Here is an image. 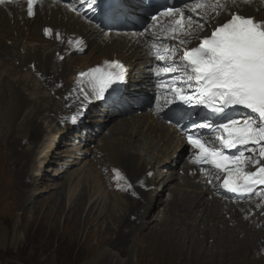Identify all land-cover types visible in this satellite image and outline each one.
Wrapping results in <instances>:
<instances>
[{
  "label": "bare ground",
  "instance_id": "6f19581e",
  "mask_svg": "<svg viewBox=\"0 0 264 264\" xmlns=\"http://www.w3.org/2000/svg\"><path fill=\"white\" fill-rule=\"evenodd\" d=\"M76 6H80L79 0ZM72 9L57 0H44L36 8L35 19L30 20L21 7H0V123L9 148L4 156L11 155L17 159L21 189L28 184V169H36L34 157L41 155L39 165L42 167L48 157L60 148L61 132L74 126L73 121L78 115L85 116L90 110H95L80 91L79 85L84 78L80 73L89 71L104 59L117 56L131 67V80L127 97L119 104L103 109L106 115L114 114L105 118L108 123L117 118L121 120L111 126L108 124L96 136L97 143L101 144L102 140L108 142L101 144L97 153L99 145L95 147L92 165L96 170L97 167L107 170L111 185L105 186V189H111L109 194L114 189V196L124 198L126 205H119L116 208L118 213H114L108 210L109 199L101 203L103 208H107L105 213L113 212L110 217L113 225L103 232L105 238L99 240H106L97 244L95 256L86 264H93L99 259L105 264H138V256L133 253L129 239L138 235L137 230L148 227L155 220L148 221V213L159 203L163 204L160 217L163 223L158 235H154L155 248L162 242H170L167 236H180L185 244L189 242L200 248L192 258H201L204 264L223 263L227 258L236 262L249 250H254L252 255L256 259L263 256L264 208H257L256 204H264V201L254 197L251 201L236 203L230 197L215 194L212 186L207 185L198 172L192 174L194 167L188 161V145L177 129L152 111L142 108L144 98L151 91L148 78L150 58L143 42L130 33L105 35L101 28L90 24ZM240 10L264 19V0H250L247 5L241 3ZM46 27L53 30L52 35L45 36ZM56 33L60 34V39L56 38ZM73 34L85 36L87 49L73 50ZM61 56L63 59H60ZM26 93L31 99L26 97ZM136 107L143 113L135 114ZM94 110L90 111V116ZM89 123L94 125L96 121ZM50 128L53 129L49 131ZM104 131H107L106 135ZM18 158L23 162L20 163ZM149 172L151 176L147 175ZM168 172L169 175L164 174ZM82 174L86 175V172ZM96 181L100 182V186L106 185V181L100 178ZM141 182L147 185V190ZM93 184L96 187L99 183L93 181ZM128 184L133 187L129 188ZM100 190L103 193V189ZM77 192L78 198L74 203L80 200L84 189L74 194ZM90 194L87 206L93 201L99 202L98 194ZM161 196L163 199L159 198ZM87 202L84 201L82 206H86ZM2 230L4 228L0 224V232ZM258 230L262 233L256 232ZM236 236L245 240L254 236V242L250 244V239L245 246H232ZM210 242L217 248L211 251V255L204 250V246L212 247ZM100 244L104 245L100 247ZM176 244L171 248L170 255L177 254L176 246L179 244Z\"/></svg>",
  "mask_w": 264,
  "mask_h": 264
},
{
  "label": "snow or ice",
  "instance_id": "6c2138e0",
  "mask_svg": "<svg viewBox=\"0 0 264 264\" xmlns=\"http://www.w3.org/2000/svg\"><path fill=\"white\" fill-rule=\"evenodd\" d=\"M60 2L72 7L74 0ZM43 3L0 0L2 6L26 9L28 18H34L35 6ZM79 3L101 8L106 16L114 11L126 15L122 0ZM241 3L250 0H182L180 4L139 0L149 22L132 33L148 45L149 71L155 87L163 90L154 95L155 113L159 116L169 108L163 118L186 139L190 163L215 194L230 193L236 203L254 197L264 201V19L244 15ZM99 27L104 31L103 25ZM52 33L51 28L44 29L45 36ZM56 38L60 39L59 33ZM104 65L80 73L88 77V87L80 88L85 100L107 99L105 94L124 82V64L105 61Z\"/></svg>",
  "mask_w": 264,
  "mask_h": 264
},
{
  "label": "rangeland",
  "instance_id": "374dc122",
  "mask_svg": "<svg viewBox=\"0 0 264 264\" xmlns=\"http://www.w3.org/2000/svg\"><path fill=\"white\" fill-rule=\"evenodd\" d=\"M25 95L30 98L29 94L26 93ZM102 114L103 112L96 110L91 113L92 116L89 113L84 117L78 115L74 122L75 124L78 123L74 127V131H72L73 126L67 128L68 130L61 140L60 148L48 157L42 167L39 165L41 155L34 157L33 163L36 164L37 170L35 167L28 169V184L23 189L19 186L17 159L15 160L11 155L4 156L9 148L4 137L6 133L0 123V224L4 228V231L0 232V235L3 234L0 236V264H86L95 256L97 244L106 240L99 239L105 238L103 232H107L113 225L110 220L111 213H118L116 208L119 205H126V201L122 197H115L114 189L109 194L108 190L111 189H105V186L111 185L107 170L100 169V167H97L96 170L95 166L92 165L96 155L95 147L99 145L96 150L97 153L103 143L107 144L108 142L102 140L101 145L95 140L96 136L108 124L111 126L121 120L117 118L108 123L109 121L105 119L107 116ZM101 115L102 117H99ZM92 120L96 121L94 125L89 123ZM51 129L53 128H50L49 131ZM55 131L57 132L56 129ZM103 133L106 135L107 131ZM18 160L20 163L23 162L20 158ZM95 170L97 173L93 174L96 172ZM39 171L41 172L39 173ZM82 172H86V175H83ZM74 173L75 177H73ZM156 173L158 174V170ZM164 174L169 175V172ZM93 176L96 177V180L100 178L106 181V185L100 186V182L94 180ZM93 181L99 184L95 187ZM113 187L115 188V185ZM100 188L103 189V193ZM81 189H84L85 194L82 193L79 197L80 200L74 203L78 198V192L74 193L80 192ZM104 191L108 192L109 195H105ZM91 192L99 195L97 198L99 202L94 203L93 201V204L91 202L87 206L86 200L91 197ZM73 194L74 197L70 198ZM164 194H166L165 191ZM159 198L163 199L162 196ZM107 199L110 201L107 205L108 210L113 212H106L108 213L106 216L107 208H103L101 203ZM164 200H167L166 196ZM84 201L87 202L85 204L86 210V206H82ZM159 205L160 203L149 209L151 211L148 213L147 220H155L148 227L137 230L138 235L129 239L128 243L132 245L133 253L138 256L137 263L204 264L201 258L198 260L195 257L192 258L200 248L193 246L188 241L185 244L184 239L179 238L180 236L175 238L167 236L170 242H162V245H158L157 248L154 247L157 246L153 244L156 241L154 237L158 235L163 223V219L160 218L163 204ZM88 208L90 209L88 210ZM256 232L262 233V230ZM238 236H236V241L232 246H245L250 239V244L254 242V236L250 239L248 236L246 240L238 239ZM211 242V248L204 246L205 253L210 255L212 254L211 251L217 250ZM175 244L178 248L177 254L173 256L170 253ZM103 245L100 244V247ZM227 246L230 247L231 244L228 243ZM159 247L163 253L158 251ZM186 250L188 251L186 252ZM189 252L192 254L189 255ZM252 254L254 255V250H249L248 253L243 254L244 259L231 262L227 258L219 264H264V260H262L264 254L257 259ZM93 264H105V262L99 259L95 260Z\"/></svg>",
  "mask_w": 264,
  "mask_h": 264
}]
</instances>
